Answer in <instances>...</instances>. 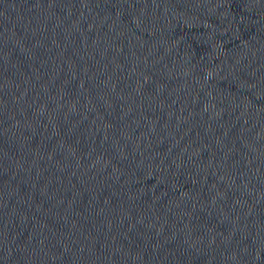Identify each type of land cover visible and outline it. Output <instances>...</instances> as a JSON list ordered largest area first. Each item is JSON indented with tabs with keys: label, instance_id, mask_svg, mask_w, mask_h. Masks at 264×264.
Masks as SVG:
<instances>
[{
	"label": "water",
	"instance_id": "95a60500",
	"mask_svg": "<svg viewBox=\"0 0 264 264\" xmlns=\"http://www.w3.org/2000/svg\"><path fill=\"white\" fill-rule=\"evenodd\" d=\"M0 264H264V0H0Z\"/></svg>",
	"mask_w": 264,
	"mask_h": 264
}]
</instances>
